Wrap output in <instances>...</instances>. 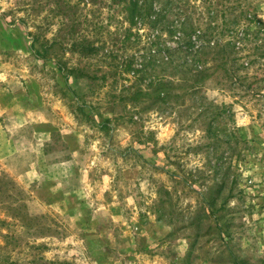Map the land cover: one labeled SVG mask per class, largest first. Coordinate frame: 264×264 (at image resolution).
I'll use <instances>...</instances> for the list:
<instances>
[{
  "label": "rangeland",
  "instance_id": "obj_1",
  "mask_svg": "<svg viewBox=\"0 0 264 264\" xmlns=\"http://www.w3.org/2000/svg\"><path fill=\"white\" fill-rule=\"evenodd\" d=\"M88 1L0 0V264H264V58L258 96L208 92L227 104L217 150L202 119L128 123L102 52L126 23L101 42L108 9ZM83 36L105 48L73 51Z\"/></svg>",
  "mask_w": 264,
  "mask_h": 264
},
{
  "label": "trees",
  "instance_id": "obj_2",
  "mask_svg": "<svg viewBox=\"0 0 264 264\" xmlns=\"http://www.w3.org/2000/svg\"><path fill=\"white\" fill-rule=\"evenodd\" d=\"M251 1L105 0L108 24L104 18L100 25L96 21L93 37L105 42V25L118 17L117 23H126L120 48L102 51L106 67L117 69L111 74L130 83L121 95L126 108L130 107L120 118L135 123L156 110L164 117L177 113L181 123L186 115L192 117L191 125L185 127L202 119L208 121L204 130L209 139L215 138V147L220 138L215 124L227 104H217L208 92L218 86L235 93L240 87L245 93L239 98H244L246 93L258 96L262 91L263 75L249 72L255 61L264 58V20L249 6ZM88 2L95 16L98 1ZM66 4L79 7L75 0H66ZM94 40L80 37L71 49L95 56L105 46ZM129 47L135 49L130 55ZM110 122L111 118L104 119L102 130H112ZM203 146L210 148L211 144Z\"/></svg>",
  "mask_w": 264,
  "mask_h": 264
}]
</instances>
